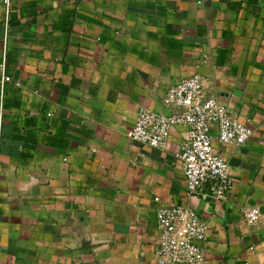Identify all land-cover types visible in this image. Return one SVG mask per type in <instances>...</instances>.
<instances>
[{"label": "crops", "instance_id": "0c3cea01", "mask_svg": "<svg viewBox=\"0 0 264 264\" xmlns=\"http://www.w3.org/2000/svg\"><path fill=\"white\" fill-rule=\"evenodd\" d=\"M195 73L253 129L235 145L212 126L225 198L188 192L187 125L164 147L127 133ZM163 203L208 220L195 264H264V0H0V264H159Z\"/></svg>", "mask_w": 264, "mask_h": 264}, {"label": "built area", "instance_id": "2783aa9c", "mask_svg": "<svg viewBox=\"0 0 264 264\" xmlns=\"http://www.w3.org/2000/svg\"><path fill=\"white\" fill-rule=\"evenodd\" d=\"M6 7L10 0H3ZM2 79H10L4 73ZM165 99L169 113L148 107L138 110L128 136L150 146L164 147L171 128L187 125L186 138L175 152L181 160L189 193L197 194L210 179L209 190L215 198H225L232 189L233 178L227 159L217 151L212 126L218 129L221 142L241 145L253 129L234 117L216 96L207 95L198 74L180 78L169 86ZM257 205L244 211L245 220L254 224L260 217ZM159 236L155 259L159 264H195L205 260L210 224L190 205L161 204L157 209Z\"/></svg>", "mask_w": 264, "mask_h": 264}]
</instances>
